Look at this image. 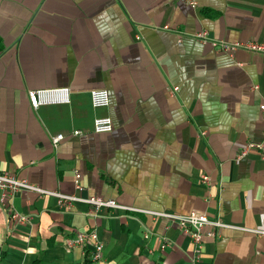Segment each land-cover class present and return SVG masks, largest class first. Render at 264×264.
Segmentation results:
<instances>
[{"label": "crops", "instance_id": "0c3cea01", "mask_svg": "<svg viewBox=\"0 0 264 264\" xmlns=\"http://www.w3.org/2000/svg\"><path fill=\"white\" fill-rule=\"evenodd\" d=\"M203 30L264 44V0H0V172L143 211L94 217L87 203L20 191L0 205V264H264V236L229 228L204 237L192 262L177 223L145 212L264 229V159L257 149L239 157L264 142V54L220 53L192 37ZM36 90L51 91L37 108ZM97 118L112 130L95 132ZM90 230L104 243L99 261L63 249Z\"/></svg>", "mask_w": 264, "mask_h": 264}, {"label": "built area", "instance_id": "2783aa9c", "mask_svg": "<svg viewBox=\"0 0 264 264\" xmlns=\"http://www.w3.org/2000/svg\"><path fill=\"white\" fill-rule=\"evenodd\" d=\"M189 5L191 7L196 8L199 4V0H188ZM168 28V27H165ZM195 39L202 43L211 44L218 52L226 53L228 55H233L236 50L244 49L247 51H252L260 54H264V44L251 41V42H243L237 41L236 43L227 42L225 40H217L213 38L209 31L203 30L192 35ZM51 91L45 90H36L29 91V99L31 105L34 107H38L41 103L48 102L45 98L49 96ZM64 94L68 93V90L65 89L63 91ZM94 102L97 105L108 103V95L106 91H94ZM43 98V100H42ZM52 101H56L55 99ZM60 102V100H58ZM68 101V98L63 99V102ZM261 111L264 113V104L260 107ZM113 128L111 118H97L94 125V131L97 133H106L110 132ZM74 135H81V132L74 131ZM64 134H57L52 137V143L54 148H57L59 144L65 140ZM257 149L260 152L261 157L264 159V142L259 143H249L245 149L240 152L239 157L245 156L248 151ZM202 181L206 185H210L211 179L209 175L205 174L202 176ZM74 185L77 191L83 192L84 185L82 183L81 174L78 171L74 172ZM20 191H29L34 192L39 195H50L56 196L59 200V203L65 204L67 206H71L75 202L87 203L93 207V211L89 213V216L98 217L99 212L103 209L109 210H121V211H132V212H143L142 209L139 210L137 208L119 204L115 199H107L102 196H77V195H66L58 191H50L46 190L40 186H37L31 183L29 180L18 179L12 173L0 172V205L2 207L6 206L10 201V198ZM153 217H162L167 219L168 221H172L177 223L180 230L183 231V234L190 237L193 245H194V253L188 258L192 262H197L200 260L202 243L204 237L208 238H216L219 235L220 230L222 229H236V230H244L255 235L264 236V229H253V228H245L239 227L229 222H225L222 218L213 217L211 218L206 213L200 212H190L187 214H178L175 212H148ZM11 218L17 219L18 221L26 222L28 217L20 216L18 212L14 211L11 214ZM205 229V231H204ZM152 232L147 231L146 237H150ZM170 242L165 238L163 243V248H166ZM63 249L65 251H70L75 248H81L84 251V254L90 253V260L92 262L99 261L103 256L104 251V243L100 238L99 234L96 233L95 230L84 231V232H76L75 235L70 236L69 238H65L62 243Z\"/></svg>", "mask_w": 264, "mask_h": 264}, {"label": "trees", "instance_id": "16d2710c", "mask_svg": "<svg viewBox=\"0 0 264 264\" xmlns=\"http://www.w3.org/2000/svg\"><path fill=\"white\" fill-rule=\"evenodd\" d=\"M37 261H38V260H37ZM37 261H36V262H37ZM36 262H35V263H36Z\"/></svg>", "mask_w": 264, "mask_h": 264}]
</instances>
